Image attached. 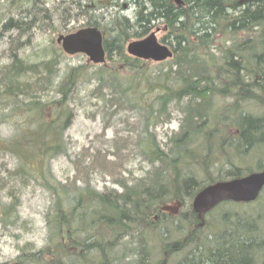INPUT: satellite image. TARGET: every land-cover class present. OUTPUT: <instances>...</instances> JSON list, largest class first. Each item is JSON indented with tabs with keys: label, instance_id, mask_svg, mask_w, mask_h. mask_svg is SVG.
Instances as JSON below:
<instances>
[{
	"label": "trees",
	"instance_id": "trees-1",
	"mask_svg": "<svg viewBox=\"0 0 264 264\" xmlns=\"http://www.w3.org/2000/svg\"><path fill=\"white\" fill-rule=\"evenodd\" d=\"M54 1L58 15L53 24L47 0H0V9L9 4L13 11L10 16L0 12V35H8L11 45V61L0 82L3 85L13 77L4 82L3 92L14 95V107L21 98L28 100V110L34 113L25 145L14 149L19 158L44 159L62 151V133L70 114L66 108L62 122V107L70 91L92 80L93 96L104 86L110 89L107 96L115 105L125 99L150 105L149 120H168V106L174 102L180 126L170 136L167 150H161L154 136L145 133L144 151L153 157L154 166L142 177L121 180L119 189L100 192L85 183L70 197L67 185L55 184L54 192L62 198L53 202L46 216L49 243L40 250L27 243V261L245 264L253 243L237 232L225 241L219 254L205 261L204 250L200 251L208 236L204 230L209 227L220 239L231 217L224 211L213 224L198 217L187 203L207 184L242 177L253 167L264 168V0H181L180 4L175 0ZM82 17L79 28L94 26L102 32L106 62L96 65L89 61L92 72L85 64L71 66L56 87L61 104L56 110H45L41 95L51 83L49 72L58 65L57 57L64 52L53 48L54 58L28 63L19 50L29 43L36 28L58 30L53 28L56 22H79ZM160 25L165 31L160 41L171 47L173 57L156 63L162 70L151 78L144 71L148 61L129 56L126 44ZM75 29L72 25L67 32ZM123 69L128 74L121 83ZM150 91L155 95L148 104L142 98ZM194 141L196 148L192 147ZM21 173L16 168L8 176ZM175 200L187 205L181 214L161 211L162 205ZM11 211L9 205L0 217H8ZM237 218L233 216L231 221ZM178 253L180 259H174ZM248 264H264V253L260 251Z\"/></svg>",
	"mask_w": 264,
	"mask_h": 264
},
{
	"label": "rangeland",
	"instance_id": "rangeland-1",
	"mask_svg": "<svg viewBox=\"0 0 264 264\" xmlns=\"http://www.w3.org/2000/svg\"><path fill=\"white\" fill-rule=\"evenodd\" d=\"M55 3L54 0H47L46 4L51 10L53 24L58 15ZM8 5L0 9L2 16L13 14ZM127 14L131 15V10H127ZM83 21L82 17L79 22L71 21L61 24L56 22L53 28L57 27L58 30L47 26L36 28L29 43L19 50L20 57L28 63L54 58L53 48L55 50H58V47L61 48L56 43L57 35L67 33L72 25L79 29ZM158 28L156 36L160 39L165 31L162 25L153 30L156 31ZM59 30L62 31L59 32ZM10 48L9 36L0 35V79L3 75L6 77L7 66L11 61ZM57 62L58 65L49 72L51 83L41 95L45 110L50 111L56 110V107L61 104L59 102L61 97L56 87L71 66L85 64L89 72L94 70L88 57L83 54L64 53L61 57H57ZM144 68L151 78H154L160 69L162 70L153 61L146 62ZM126 74L128 69L121 70L119 79L121 83L124 81L122 76ZM9 80H13V77L7 78L4 82L7 84ZM4 82L3 85L0 82V93H3L0 96V213L9 205H12V211L8 217H0V264H10L19 259L24 260L25 264H33L27 261L26 252L29 251H26L28 248L25 245L31 243L30 246L34 250H40L49 243L50 231L46 216L53 209V202L59 200V197L62 198L55 194L54 185L57 183L67 185L66 190L71 197L85 183L101 192L110 188L119 189L121 180L130 182L144 176L154 166L153 157L149 158L144 151L147 144L144 139L145 133L154 136L161 150H167L166 145L169 143L170 136L177 132L180 126V115L174 110L173 102L169 105L171 115L168 120L164 117L157 121L149 120L150 105L146 107L145 104L132 99H125L126 101L121 105H115L107 96L109 88L103 86L98 95L93 96L94 81L85 82L70 91L62 107V122H64V112L68 109L70 113L68 124L62 133L64 140L62 151L48 154L44 159L26 161L19 158L14 149L21 143L25 145L28 128L33 125L34 113L28 110V100L22 98L19 100V106L14 107L16 103L12 102L13 98L3 92ZM154 95V91L146 92L142 99L147 98L149 104ZM196 146L197 141H194L192 147L196 148ZM254 154L258 155L255 152ZM16 168H21L22 173L10 176L15 177L10 182L9 172ZM64 198L67 201L66 196ZM187 205L190 209L191 201ZM187 205L179 208L180 214ZM224 211H228L225 215L228 218L231 217L230 221L233 216L238 218L220 239L212 234V229H208L209 227L204 230L208 236L206 239L202 238L205 242H201L204 245L200 251L204 250L205 261L210 260L218 251L221 252L222 245L229 240L231 234L236 232L232 227L236 223L247 225L249 230L255 229L259 237L264 235V198L261 195L252 202H228L214 208L212 215L205 216V220L214 224L213 219H217L215 215L219 216ZM239 234L237 233V236ZM255 243L248 248L245 264L252 262L260 251L264 253V241ZM180 256L181 254L178 253L173 258L179 260Z\"/></svg>",
	"mask_w": 264,
	"mask_h": 264
},
{
	"label": "water",
	"instance_id": "water-1",
	"mask_svg": "<svg viewBox=\"0 0 264 264\" xmlns=\"http://www.w3.org/2000/svg\"><path fill=\"white\" fill-rule=\"evenodd\" d=\"M176 2L180 3V0H176ZM56 42L61 45L63 51L67 54L82 53L95 64L105 62L103 34L94 26L80 28L67 34H59ZM127 52L136 58L155 62L164 61L173 56L172 49L168 45L159 42L154 31L143 39L128 43ZM263 186L264 169L228 181L212 183L194 196L192 208L201 215L226 200L253 201ZM180 207L181 201L177 200L174 203L161 206V210L176 214Z\"/></svg>",
	"mask_w": 264,
	"mask_h": 264
},
{
	"label": "bare ground",
	"instance_id": "bare-ground-1",
	"mask_svg": "<svg viewBox=\"0 0 264 264\" xmlns=\"http://www.w3.org/2000/svg\"><path fill=\"white\" fill-rule=\"evenodd\" d=\"M245 1H253V0H245ZM151 32H149L146 36H148L149 34H150ZM146 36H144V37H142V38H138V39H132V40H130V41H128L127 42V44H126V53L129 55V56H131V57H134L133 55H130L128 52H127V45H128V43H130L131 41H135V40H139V39H143V38H145ZM104 39V38H103ZM103 45H104V42H103ZM104 49H105V47H104ZM106 57H107V53H106V50H105V62H106ZM134 58H136V57H134ZM104 62V63H105ZM104 63H102V64H104ZM102 64H100V65H102ZM11 96V98H14V95H10ZM171 104V103H170ZM169 104V105H170ZM173 107H174V110L175 111H177L176 110V105L175 104H173ZM168 109H169V106H168ZM231 179H234V178H231ZM228 180H230V178H226V179H222V180H218V181H216V182H224V181H228ZM210 184H212V183H210ZM210 184H207V185H205V186H203L200 190H202L204 187H206V186H208V185H210ZM263 192V193H262ZM259 193H261V196H262V198H264V187H262L261 188V190H260V192ZM194 198V197H193ZM228 202H230V203H248V202H252V201H246V202H243V201H241V202H237V201H233V200H226V201H223V202H221L220 203V205H224V204H226V203H228ZM211 213V211L210 210H208V211H206L205 213H203L204 214V216H210L209 214ZM215 217H218V216H216L215 215ZM233 223H235V222H233V221H229V222H227V225H226V229L227 230H229L230 229V226L233 224ZM233 230L234 231H236L237 233H242V236L243 237H245L247 240L249 239V240H251V242L253 243V244H256L255 242H261V241H264V235L262 234V236L260 235V237L257 235V233L258 232H256V230L255 229H251L250 230V232H252V234L250 233V234H248L247 232V228H243L239 223H236V224H234L233 226ZM246 231V232H245ZM247 233V234H246ZM256 235L258 236V240L256 239ZM248 237V238H247ZM262 237V238H261ZM250 247V246H249ZM245 248H247V247H245ZM13 263H20V264H25V262L22 260V259H19L18 261H15V262H13ZM10 264H12V263H10Z\"/></svg>",
	"mask_w": 264,
	"mask_h": 264
}]
</instances>
